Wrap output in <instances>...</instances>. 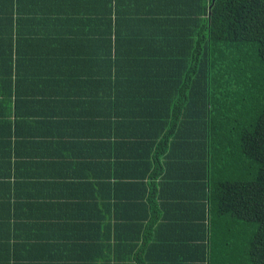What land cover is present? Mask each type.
Masks as SVG:
<instances>
[{"label":"trees","instance_id":"1","mask_svg":"<svg viewBox=\"0 0 264 264\" xmlns=\"http://www.w3.org/2000/svg\"><path fill=\"white\" fill-rule=\"evenodd\" d=\"M0 264H264V0H0Z\"/></svg>","mask_w":264,"mask_h":264}]
</instances>
